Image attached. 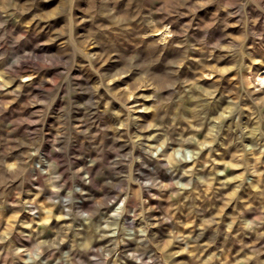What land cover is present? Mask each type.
Segmentation results:
<instances>
[{"label":"rangeland","instance_id":"obj_1","mask_svg":"<svg viewBox=\"0 0 264 264\" xmlns=\"http://www.w3.org/2000/svg\"><path fill=\"white\" fill-rule=\"evenodd\" d=\"M160 25L172 32L162 41ZM173 54L184 90L218 88L234 111L207 119L194 146L166 147L186 162L162 168L167 187L146 164L168 163V136L195 133L168 128L162 111L180 93L150 76ZM261 79L264 0H0V264H264ZM210 126L255 149L216 139L192 161ZM126 195L140 214L123 212ZM145 234L167 244L128 256Z\"/></svg>","mask_w":264,"mask_h":264},{"label":"bare ground","instance_id":"obj_2","mask_svg":"<svg viewBox=\"0 0 264 264\" xmlns=\"http://www.w3.org/2000/svg\"><path fill=\"white\" fill-rule=\"evenodd\" d=\"M160 26H161L160 28L155 29L152 33L153 34L156 33L158 40L162 41L164 39H167V35L169 33H172V32L169 31L168 27H166V26L164 27L162 25H160ZM168 40H170V38H168ZM155 42H156V40H155ZM170 43L171 42H169V45H170ZM169 60H170V63H169L168 68L165 67L166 69H163V70L155 69L152 72L148 71V73L151 72V74H150V76L152 75L151 78L157 77L159 79H162V81L167 82V85L165 83L164 84L159 83L160 84L159 86L164 87L165 89H167V88L170 89L171 86L172 87L174 86L176 88L177 92L180 93L179 99L177 101L169 102L166 104L165 110L162 111L163 112L162 116L166 119V123H167L168 128H172L174 126V124H176V123L187 124L188 127L195 128V133L191 136H186V135L180 133L179 134L180 136L176 139L168 136L167 140H166L167 143L166 144L163 143V146L161 145V147L164 150L162 149L160 152V156L165 158L168 163L160 160V161H157L153 165L152 164L151 165L146 164V168L152 174H161L162 180L166 183L165 185H167V187H173V174H172V172H169V173H167L166 171L162 172V168H165L166 165L169 163H171V164H174V163L177 164L178 163V165L180 166L182 164L184 165L186 162L175 161L173 159L172 155L169 153V149H166V147L168 145H174V144H177L181 147H188V146H192V145L194 146V144L196 143V137L201 135V133L203 131V129H201L202 130L201 131L197 128L204 127V129H205L207 126L206 125L207 119L213 117L216 119L223 120V118H224L223 114L228 113V117H230L234 110L231 107V105H229V104L226 105L224 108H222V103L214 100L213 96H214V93L216 92V89H218V88L211 89V88H209L210 86H207V85L206 86L204 85L201 87V86L197 85L196 83L192 82V83H190L189 89L187 91L184 90L183 83H185L189 80L188 78H186L187 71L183 72L180 69H177L174 67L173 63L175 62V60H178V59H176V56H174V54H173V57H171V59L169 58ZM258 71H260V70H257V72ZM189 76L192 77V78H190V80H192L193 78H195L196 73L192 72L191 75H189ZM183 78L186 81L183 80ZM263 81H264V79L260 80V82H262V83H263ZM125 94H127V93H125ZM165 94H166V92H165ZM127 98H128V96H127ZM220 109H221V112H220L221 114L218 115L216 112ZM181 110L187 112V114H188L187 118L183 119L182 117H178V115H179L178 112ZM157 112H160L159 108H156V113ZM169 114H172V116H174L172 118V120H170V118H168ZM206 130H207L206 135L208 136L207 138H209V142H207V141H201V142L198 141L197 142V144H200V149H199L200 155H197V156L192 155V157H193L192 161L201 162V163L207 162L205 159H203V157H204L203 155L207 150L212 148V144L215 143L216 139L220 140V144H222V145L223 144L226 145V143H227V146L230 147L229 145L231 144V147L233 149L242 148V149L248 150V151L255 149L254 144H250V145L244 144L243 145V141L237 139L233 135V133L231 132V126H226L225 128H221V129H218V128L215 129V127L210 126V128H208ZM213 132H215V134H213ZM256 140H257V134L252 129L248 133V141L251 143H254V141H256ZM145 152L146 151L144 149H141V148L138 149V153L140 154V156H141V153H145ZM228 166H229V164H228ZM132 172H133V169L131 166V168L129 169V173H128L129 179H131L133 176ZM158 180H160V179L158 178ZM156 181L157 180L152 181V180L148 179L146 182H141V181L136 179V182L138 183V188L140 190L144 189L146 191L151 190V188L153 186H157L158 181L157 182ZM208 185H211V184H208ZM180 187L182 189H188V184L182 183ZM129 200H130V195H126L121 200L123 212L126 213V212H129V210H130L132 212L133 216L140 214L143 210L142 206L141 205H133L132 207H130L129 206V203H130ZM201 211L203 213L206 212L210 215L212 214V212H210V210H208V208H203V209H201ZM211 216H213V215H211ZM215 223L217 226H220V224H221L220 221L215 222ZM252 223H253L252 219L251 220L250 219L245 220V226L246 227H249L250 225H252ZM143 237H145V238H143V239H141V237L140 238H133L131 241L125 242L126 243L125 244L126 245V251L128 252V256L132 257L134 255V253L138 252L140 249H148L150 247H159V246H162V244H167V242L165 240H163V242L161 240H155L153 238L147 237L146 234Z\"/></svg>","mask_w":264,"mask_h":264}]
</instances>
